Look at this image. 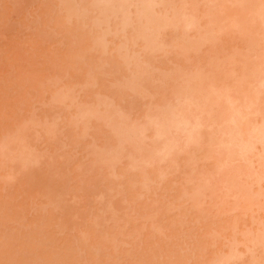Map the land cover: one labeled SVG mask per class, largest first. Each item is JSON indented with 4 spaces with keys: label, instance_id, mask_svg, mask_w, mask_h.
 <instances>
[{
    "label": "rangeland",
    "instance_id": "rangeland-1",
    "mask_svg": "<svg viewBox=\"0 0 264 264\" xmlns=\"http://www.w3.org/2000/svg\"><path fill=\"white\" fill-rule=\"evenodd\" d=\"M153 1L155 14L171 21L160 37L150 31L159 40L145 29L159 49L133 35L146 28L142 7L140 18L130 8L132 33L101 0H0V146L5 138L12 146L0 156V264L10 254L16 264H215L233 253L231 264H264V179L254 186L250 177L254 190L250 178L242 181L264 173L260 146L221 168L217 148L187 147L179 132L173 160L149 168L146 155L148 123L181 106L186 74L215 79L256 61L250 35L231 23L249 0L214 8L210 0ZM190 13L207 29L181 30ZM203 118L210 124L203 137L228 130L224 117ZM138 128L145 132L134 137ZM125 131L132 143L122 141ZM235 174L258 191L254 207L235 209L227 197ZM251 235L258 243L248 248Z\"/></svg>",
    "mask_w": 264,
    "mask_h": 264
},
{
    "label": "bare ground",
    "instance_id": "bare-ground-1",
    "mask_svg": "<svg viewBox=\"0 0 264 264\" xmlns=\"http://www.w3.org/2000/svg\"><path fill=\"white\" fill-rule=\"evenodd\" d=\"M178 1H180V0H178ZM185 1L186 0H184V2ZM240 1L241 0H223L221 2L219 0H210L209 2L211 4H209V5H212V8H214L215 4L217 6H218V4H220V5L221 4H223V5L224 4H235V3H238ZM113 2H115L117 4V5L114 4L115 7L113 5ZM182 2H183V0H182ZM101 4H103V5L106 4L107 6L109 5L108 7H110V8H108V9L105 6L106 7L105 11H107L109 13H110V11L111 12L114 11L116 13L118 12V13L122 14L124 22L122 21L121 23H123V27L129 28V26H130L131 30H132L130 32H132V33H134L133 32L134 26L130 25V23L132 24V21H130L131 19H129V16H130L129 14H130V12H133V11L130 10V8H133V9L135 8L134 13L137 14L139 16V18L142 17L141 16L142 14L140 15V13L144 14V11H145L146 14H144L145 16H143L144 20L143 19L142 20L144 21L146 28L143 29L144 25L143 26L140 25V27L138 26L139 28H141V31H139L140 29L137 28V29H139L138 30L139 33H137V30H134L137 33V35H135V34H133V35H134V37L138 36L137 38L135 37L136 40L139 39V35H140V39H141V41H143V44L145 47H148V45L150 43L152 48L155 47V45H156V48L158 47L157 49H159L160 41H159V43H157L159 40V38H157V36H158L157 34H159L158 37H160V33H158L157 31L161 30L159 28L164 29L165 27L170 25L171 21L170 22L168 21L169 18L167 19L166 18L167 16L161 20L160 19L161 14L158 12L155 14V12H156V10H154L155 2L153 0H101ZM182 4H184V3H182ZM112 5H113V8L111 9ZM128 5H130V7H128ZM241 5H243L242 6L243 17L242 18H233L234 20L232 19L231 23H232V26H234L235 29L238 30L240 33L250 35V41H251L250 43H251V45H255V48L253 49L252 54L254 53L256 61L249 63V60L247 62H246V60H243V62H241L243 64L241 66V68L238 67V66H240V65H238L240 63L236 64V65H238L237 67L239 68V70H237L238 69L237 68L236 71H234V69L231 68L232 71L228 72V70L224 69L223 74L219 73L220 75H218V77L215 79H210V77L205 74L206 72L204 73V72L199 71V72H194V73L191 72L192 74H190V75L186 74L185 80H186L187 84H186V87H185V90L183 93V100L181 101L182 104H180L181 106H179L180 108L178 107L179 108V109L177 108L178 110L177 109L172 110L171 112H170V110L173 109L174 107L170 108V109L167 108L169 110V113H164V112H167L165 110L160 112V113H164V115H165L164 117L162 116L163 119L161 117L158 118L159 116L158 117L156 116L158 119L152 118V120L149 121V123H148V126L150 124L149 130L153 131V133H151V135H152V137H151V140H152L151 141L152 142L151 148H149L148 151L146 152V155L148 157L147 161L149 162V164L152 162L155 165L157 158H159V159H157V161L158 160H161V161L173 160L172 158L175 156L174 154L176 153V146L174 145L173 141L171 142V140H172L171 137L173 134L180 132V133H183L187 138V141H186L187 147L190 145L201 146V147L203 145H207L209 147V149L210 148L211 149L217 148L220 151L219 164H220L221 168H226L228 166L230 159H233V160L243 159L246 156H248L249 154H252L257 149V146H260L262 148V154H261V156H259L258 165H259V167H261V169H264V61L261 60V55L259 54V50L257 49L260 46V45L258 46V44H260L259 42L261 40L264 42V0H252V1L249 0V1H247ZM136 6H138L139 8L142 7L144 11L142 9H140L141 11H143V12H141L139 10V8H137V10H136ZM225 7L227 8V5ZM68 10L73 13V8L69 7ZM170 10H172V9H170ZM170 10H168V11H170ZM188 10L191 11V9H188ZM226 10H228V8ZM127 11H129V12H127ZM137 11H140V12H138L139 14L136 13ZM228 11L232 12V9L230 8V10H228ZM114 12H112V13L114 14ZM208 12L209 11H207V14H208ZM134 13H133V15H134ZM191 13L188 14V16L186 15L187 16L186 18H184V16H182V18H183V19L181 18L182 19V25L185 28L181 26L182 27L181 30L191 29L192 27L196 28L195 26H198V25H196L197 21L195 22L193 19V18H195L194 14H191ZM73 15H74V13H73ZM183 15H185V14H183ZM226 15H227V13H226ZM232 15H233V12H232ZM136 16H135V18H136ZM209 16H210V18H209ZM215 16H217V15H214L213 12L212 13L210 12V15H207L206 17H208L207 18L208 20L210 19L209 21L215 22L218 20V18H216ZM229 16H230V14H229ZM148 20H150V21H148ZM136 21H138V23H139L140 19L136 20ZM172 22H173V20H172ZM174 22H176V20ZM141 23H142V21H141ZM174 24L175 23H173V25ZM176 24H177V22H176ZM136 25H137V22H136ZM121 27H120V29L123 28V27L122 28ZM175 27L176 26H174V28ZM200 28L201 27H199V30L207 29L204 27H203V29H200ZM145 29H146V31H149V32L152 31L154 33H157L156 35H154V33L150 32L151 36L153 34L154 38L156 37L158 39V40L156 39L157 42H156V40L150 39L151 36H148V34L145 33ZM175 29H178V28H175ZM153 30H156V31H153ZM178 30L180 31V29H178ZM199 30L197 29L196 31H199ZM122 31H124V29H122ZM205 31H203V32H205ZM183 33H184V31H183ZM185 33H184V35H186ZM207 33H208V31H207ZM207 33H205V34H207ZM141 36H142V38H141ZM177 39H178V41L180 40L179 37ZM146 40L148 41L147 42L148 45L146 44ZM186 40H185V42H186ZM178 41H177V43L175 41V43L178 44V46L180 45L179 46L180 48L178 46H177V48L185 51L184 49L181 48L182 46L185 47L183 44L184 42L183 43L181 42V44H180L179 42L181 40L179 42ZM182 41H183V39H182ZM187 42H189V40H187ZM187 42H186V44H187ZM155 43H157V44H155ZM186 46H187V50H188V48H190V47L188 45H186ZM185 49H186V47H185ZM150 50H152V49H150ZM150 52L152 53V51H150ZM147 54H148V52H147ZM240 56H241V54H240ZM242 57H243V59H245L246 56H244V54H243ZM246 59H248V56ZM241 60L242 59L240 58L239 61H241ZM233 68H234V66H233ZM209 79H210V83L208 85H205L204 81L209 80ZM198 109H203L204 114H201V115L194 114L193 111L198 110ZM213 113L216 114V118L213 120V123L217 119L224 117L225 124L228 126V130L227 131L221 130V131H219V133L217 135L215 133H212L209 135L205 134L207 137L205 135L203 137V133H205L203 129L210 127L209 121L203 117L204 116L209 117ZM143 131L144 130L138 128V129H136V131L133 132V134L135 136L134 135H132V136L138 137L140 135H143L144 134ZM126 133L127 132L125 131V135L122 134V137H123L122 141L124 140L123 142H129L130 143L132 140V136L128 135V133L127 134ZM129 133L131 134V132H129ZM224 135L227 136V141L223 143L221 141V137ZM153 136H154V138H153ZM243 136H247V137L244 139ZM139 139H141V138H139ZM6 140H7V138L2 140V145L0 146V156H6L7 154H9V152L12 151V146H10L8 144L9 142ZM134 141L136 142L135 138H134ZM154 142L156 144H154ZM153 144H154V146H152ZM18 145L23 146L22 143H19ZM136 145H137V143H135V146ZM139 145L140 144H138V146ZM136 150H139V149H136ZM146 155H145V157H146ZM141 156L144 158V155H141ZM20 161H21L22 165H25V163L29 162L27 157L21 159ZM144 162H145V160H144ZM144 162H142V163L144 164ZM150 165L151 166H149V168L153 166L152 164H150ZM132 166L135 170H136V168H140V166H138L136 168L134 165H132ZM131 169H132V167H131ZM250 175L248 174V176H246V178L244 179L246 182L244 180H242L244 182V184L247 183L248 182L247 179L251 177V178H254V181L256 182V184L255 185L253 184V185L258 186L260 184V182H262V180L264 179V173L263 172L261 174H256V177H255V175H251V176ZM238 177H239L238 174L232 175L231 177L229 176V178H231V179L228 178V180H227L228 181L227 182L228 183L227 197L228 196L232 197V198L234 197V201H236V208L235 209H239V208L241 209L244 205L254 207V205H256L258 202L257 197L259 196L258 191L256 192V195H258V196H256L255 192L253 191L254 187L252 186V183H254V181L251 182L250 180H252V179L251 178L248 179L249 180L248 184L249 183L251 184V185L249 184V186L253 187L252 188L253 190H252V189H250L251 187L250 188L248 187V184H246V186L240 185V184H242L241 183L242 181L240 182V178H238ZM238 180H239V182H238ZM236 181L239 183L240 187L242 186L243 189H244V187H248L249 190H251V194L247 193L248 188L244 191V190H242V188L238 187V183H236ZM197 191L199 193H202V192H200V189H198ZM202 196H204V195H202ZM259 199H260V197H259ZM248 242H249L248 248L254 247L258 243V237L256 235H251ZM16 255L17 254H15V256ZM11 256H12V254H10V256H8V257L10 258ZM9 258H6V259H8V261H9ZM236 258H237V256L235 253L226 254V255H222L221 257L219 256L214 261V263L215 264H231L232 261H234ZM12 259H14V258L11 257V260ZM15 259L13 261L14 264H16ZM0 261H1V259H0ZM6 261H4L3 264L11 263V261L10 262H8V261L6 262ZM16 261L18 262L17 259H16Z\"/></svg>",
    "mask_w": 264,
    "mask_h": 264
}]
</instances>
